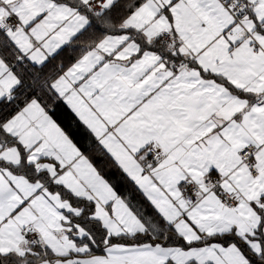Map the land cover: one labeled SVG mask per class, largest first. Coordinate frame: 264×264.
Instances as JSON below:
<instances>
[{"label":"snow or ice","instance_id":"obj_1","mask_svg":"<svg viewBox=\"0 0 264 264\" xmlns=\"http://www.w3.org/2000/svg\"><path fill=\"white\" fill-rule=\"evenodd\" d=\"M0 264H264V0H0Z\"/></svg>","mask_w":264,"mask_h":264},{"label":"trees","instance_id":"obj_2","mask_svg":"<svg viewBox=\"0 0 264 264\" xmlns=\"http://www.w3.org/2000/svg\"><path fill=\"white\" fill-rule=\"evenodd\" d=\"M91 155H93V158H94V160H96V162L99 164L102 160H103V158L102 157H99L97 154H96V150H95V148L93 149V151L90 153ZM111 169H107L106 168V174H111Z\"/></svg>","mask_w":264,"mask_h":264}]
</instances>
